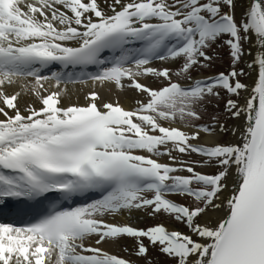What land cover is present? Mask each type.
Instances as JSON below:
<instances>
[{"label":"snow or ice","instance_id":"1","mask_svg":"<svg viewBox=\"0 0 264 264\" xmlns=\"http://www.w3.org/2000/svg\"><path fill=\"white\" fill-rule=\"evenodd\" d=\"M221 47L231 70L194 76ZM89 81L139 98L61 105ZM221 90L242 125L198 123ZM134 211L186 231L105 219ZM125 239L144 264H264V0H0V264H136L101 246Z\"/></svg>","mask_w":264,"mask_h":264},{"label":"rangeland","instance_id":"2","mask_svg":"<svg viewBox=\"0 0 264 264\" xmlns=\"http://www.w3.org/2000/svg\"><path fill=\"white\" fill-rule=\"evenodd\" d=\"M166 67H170L175 69L177 67V64H172V63H166ZM238 68L243 67V63L237 66ZM231 70V65H230V59L228 55V49L226 47H221V48H216L215 49V59L213 60L212 66L206 69H201L199 72H194L193 75L197 77H207L212 74H217L220 72H225L227 73L228 71ZM247 71V69H245ZM251 75V74H250ZM250 75L249 76H244L240 77L241 81L245 84L249 83L250 80ZM152 83L155 85L158 84V81L155 79H152ZM245 92L244 90L241 91L240 97H235L232 96V99H238L239 103L243 104L244 103V98H245ZM228 95L221 90V99L219 100H213L210 104H206L205 109L202 111V117L203 119L199 121L198 123H205L206 121H210L211 117L214 115L218 116L220 118V122L225 123L226 126H237L238 120L239 119H227L225 120V116L227 115L224 112V106L226 103V100L228 99ZM210 121L209 123H211ZM222 143L226 142H234V136L231 134H223L220 136V141ZM192 159H199V157L193 156ZM198 171H203L206 173H212L215 171L214 168H198ZM186 174V173H182ZM180 198H178L179 200ZM185 202V201H181ZM141 216L143 217L142 219L139 218L137 224L141 225L142 227L146 226H152L155 223L158 222H163L167 226L171 227L172 229L176 228H181L180 230H185L183 225L177 224L174 221L170 220L166 216H159V217H151L147 215L146 213H141ZM126 241H121L118 246V250L125 255V257H128L131 259V261H135L137 264H144V261L142 259H138L136 255L132 254V245L133 241L130 239H125ZM127 247L128 251H124V248ZM150 256L153 259V264H157V261L159 264H168L166 261L165 257L159 256L156 250H151L150 251Z\"/></svg>","mask_w":264,"mask_h":264},{"label":"bare ground","instance_id":"3","mask_svg":"<svg viewBox=\"0 0 264 264\" xmlns=\"http://www.w3.org/2000/svg\"><path fill=\"white\" fill-rule=\"evenodd\" d=\"M255 73H251L250 81L249 84L252 83V79L254 78ZM148 82V81H147ZM98 89L100 91L101 96L104 98L103 101H109V102H114L113 99L115 97L119 98L121 101V105L125 108H129L132 106L133 103H131L134 99H137L138 96H136V92L134 90H130V88H125L124 90H118L114 86H108L107 84L104 85L103 87L99 85H93V84H86V85H78V86H68V94L64 97H62L61 101L63 106H68L70 104H75V99H78L80 103L76 104H84L87 103L86 99H84V95H86V92L92 91ZM19 90V86H14L12 88H9L8 91L14 92ZM135 92V93H134ZM71 95V96H68ZM245 96H247V92H245ZM85 100V101H84ZM18 101L21 105V107H25L28 103H31L34 107L39 108L40 103L34 96H32L30 93L29 94H22L21 97L18 98ZM244 123L243 117L239 118L237 126H240ZM179 126V125H177ZM218 140L220 141V136L218 137ZM235 142L236 137H234ZM164 162H168L167 158H161ZM220 215V214H216ZM141 218H143L141 215H139ZM124 223H129L127 221H123ZM213 222H215V216L213 217ZM126 241V240H123ZM115 245L109 243V244H104L103 247L106 248L107 250L113 249ZM114 250V249H113ZM116 254V253H114Z\"/></svg>","mask_w":264,"mask_h":264}]
</instances>
